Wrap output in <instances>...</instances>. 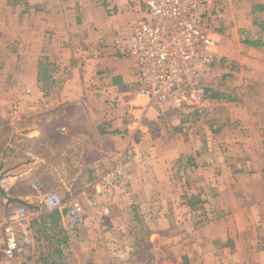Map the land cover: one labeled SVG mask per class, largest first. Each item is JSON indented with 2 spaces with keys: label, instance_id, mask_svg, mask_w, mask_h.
<instances>
[{
  "label": "crops",
  "instance_id": "obj_1",
  "mask_svg": "<svg viewBox=\"0 0 264 264\" xmlns=\"http://www.w3.org/2000/svg\"><path fill=\"white\" fill-rule=\"evenodd\" d=\"M210 1L222 9L212 46L234 64L230 77L210 91L199 116L173 107L159 117L147 97H135L134 61L111 47L114 26L135 16L130 0H0V206L31 197L17 186L26 172L10 169L44 163L59 181H82L66 200L96 240L86 238L91 250L78 264H264V0ZM54 82L85 106L89 120L70 143L44 144L58 153L48 159L34 147L43 134L37 110L52 104L44 91ZM130 103L141 125L131 135L135 156L125 161L121 131ZM119 164L124 182L109 185L104 178ZM29 183L43 192L40 180ZM51 193L61 197L53 188L43 199ZM199 200L213 218L190 221L200 237L164 234L182 233L183 224L167 218ZM98 211L108 223H98Z\"/></svg>",
  "mask_w": 264,
  "mask_h": 264
},
{
  "label": "built area",
  "instance_id": "obj_2",
  "mask_svg": "<svg viewBox=\"0 0 264 264\" xmlns=\"http://www.w3.org/2000/svg\"><path fill=\"white\" fill-rule=\"evenodd\" d=\"M130 1L135 16L114 26L111 47L117 57L134 61L138 85L135 97H147L159 117H165L173 107L196 106L211 98L212 79L221 76L222 68H232L231 60L212 46L211 26L221 19L222 9L210 0ZM108 10L116 14L117 7L108 5ZM136 108L137 104H129L127 126L121 131L128 139L125 161L135 156L131 135L141 125L134 115ZM121 168L119 164L104 178L109 185L124 182ZM45 204L61 210L62 217L66 216L73 226L84 222L77 205L63 202L57 193L49 194ZM28 220L24 205L9 202L0 206V264L29 263L33 238L24 227Z\"/></svg>",
  "mask_w": 264,
  "mask_h": 264
},
{
  "label": "rangeland",
  "instance_id": "obj_3",
  "mask_svg": "<svg viewBox=\"0 0 264 264\" xmlns=\"http://www.w3.org/2000/svg\"><path fill=\"white\" fill-rule=\"evenodd\" d=\"M221 21V19L217 20V22ZM234 64L232 63V68H229L227 72H223L226 75H221L220 79L218 80V84L216 83L211 88L210 91H216L219 87L221 81L225 78L223 76H226V78L230 77V74L232 72ZM225 78V79H226ZM217 78H213L212 82L215 81ZM209 91V93H211ZM45 94L50 96V100H52V104H50V107L47 108H41L38 109V115L40 113H43V116H40V118L43 119V121L39 124V127L42 131V135H38L35 142V152L36 155L40 156H49L48 159H57V151L55 150H44L42 147L44 144L53 143L54 145L62 144V143H70L71 140L73 141L75 139L74 136H71L73 133L78 132L80 129H82V122L86 121L88 122L89 118L87 116L88 110L85 109V106L81 104L76 98L73 97V95H70V91L68 88L62 89L59 87V85L54 82L53 85H50L48 89L44 91ZM74 98V99H73ZM212 98V96H211ZM209 98L208 100H211ZM207 101V100H206ZM200 103L199 105H187L184 107H179L183 110H192V112L201 113L203 110L204 103ZM203 107V108H202ZM199 116V115H198ZM195 118V117H193ZM192 120L188 119V122L190 123ZM187 124V123H186ZM59 125V126H56ZM58 127V128H56ZM54 129V131H52ZM9 143H14L13 138H9ZM21 145V144H20ZM54 148V147H52ZM51 155V156H50ZM12 172H18L21 170V172L25 173V178L22 180L23 184L17 185L19 188H27L31 191V197L28 198V200L25 201H17L22 202V204L25 205L27 208V215L29 217L28 222L24 227H27V230L30 232V235L33 238V242L31 246L29 247V263L28 264H45V260H52L55 258L54 254L57 251V248L62 250L63 257L65 258L64 261L67 264H78L82 263L83 258L90 253L91 247L87 246L83 247L85 245L86 238L89 239L88 244H91V242L96 240V237L93 236V233L90 231H87L89 229V226L82 223L81 226H73L69 219L66 218V224L67 227H70L71 230V236L68 237L67 242H61L59 244V239L65 237L64 233H60L59 229L57 230H48L45 233L40 232L38 230V227L35 224V219L42 220L45 218L46 211H52V209L48 208L45 204V200L43 199V193L47 192L49 189L57 188L59 189V194H61L62 201L65 202L68 199V188H71L72 186L74 188H80L82 185V181L77 182V180L71 182V183H65L64 181H59L57 179H60L56 177L53 174L52 169L46 167V164H37L35 167L32 168H16V169H10ZM66 172V169H64ZM73 172V170H72ZM186 173V172H185ZM190 177V172L187 173ZM83 176V174H81ZM83 180V177L80 178ZM40 180L42 182V185L39 186L41 188L42 193H39L37 190V187L35 185L31 186L29 182L34 181L38 182ZM25 191V190H24ZM37 195V197H35ZM186 202V201H184ZM87 204V203H86ZM85 204V206H86ZM192 205V211L191 210H182V213L184 214L182 217L177 216V218H167V222L169 223H182L183 225V232H172V233H164V234H175V240L180 239L181 237L183 240L188 241L192 235H198V233H193L191 230H189L190 224H199L204 225L209 223L211 220H213L212 217H210L207 214V211L204 212V204L202 201L194 202ZM87 207V206H86ZM88 210V209H86ZM137 211V210H136ZM89 210L86 211V216L89 218ZM88 213V214H87ZM97 213V220L100 224H106L108 223V219L110 217L104 216L100 211ZM188 213H191L190 215ZM181 219H180V218ZM135 218V217H134ZM136 218L139 220V216H136ZM61 219V227H65L64 218L60 214ZM192 223H191V222ZM132 222L137 224L139 221H136V219H132ZM91 223V218L89 219V224ZM84 224V225H83ZM83 225V226H82ZM66 228H64L65 230ZM66 231V230H65ZM67 232V231H66ZM202 235V234H200ZM200 237V236H199ZM181 238V240H182ZM168 239L165 241L167 242ZM79 243L78 247H76V243ZM149 245H147L148 247ZM188 247V242L184 245V248ZM76 249V250H75ZM148 249V248H146ZM153 261H156V259H153Z\"/></svg>",
  "mask_w": 264,
  "mask_h": 264
},
{
  "label": "trees",
  "instance_id": "obj_4",
  "mask_svg": "<svg viewBox=\"0 0 264 264\" xmlns=\"http://www.w3.org/2000/svg\"><path fill=\"white\" fill-rule=\"evenodd\" d=\"M35 224L38 227V230L40 232H46L48 230H57L59 229L60 233H64L63 238L59 239V244L61 242H67L68 240V234L67 232L64 230L63 227H61L60 223H61V219H60V214L59 211L56 210H52V211H46V215L45 218L42 219L41 221L38 219H35ZM55 258L52 260H45V264H66V262L64 261V257H63V253L62 250L59 249V247L57 248L56 253L54 254Z\"/></svg>",
  "mask_w": 264,
  "mask_h": 264
}]
</instances>
